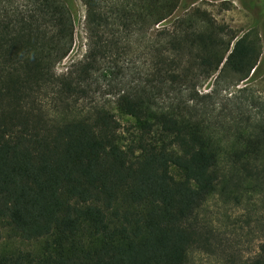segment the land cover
Listing matches in <instances>:
<instances>
[{"label":"trees","instance_id":"trees-1","mask_svg":"<svg viewBox=\"0 0 264 264\" xmlns=\"http://www.w3.org/2000/svg\"><path fill=\"white\" fill-rule=\"evenodd\" d=\"M80 1L86 51L57 75L74 0H0V244L40 242L0 250V264H187L215 195L258 196L264 223V119L208 106L222 74L262 75L256 43L211 19L199 29L179 0ZM239 1L264 31V6ZM139 35L144 67L127 81ZM245 264H264V241Z\"/></svg>","mask_w":264,"mask_h":264},{"label":"rangeland","instance_id":"rangeland-1","mask_svg":"<svg viewBox=\"0 0 264 264\" xmlns=\"http://www.w3.org/2000/svg\"><path fill=\"white\" fill-rule=\"evenodd\" d=\"M74 2L76 6L74 43L67 58L56 66L57 75L65 73L67 67L72 62L80 60L86 51L85 7L80 0H74ZM187 4H190L189 7L183 11V5ZM177 6L176 15L185 16L193 11L197 12L192 20L199 29H204L206 20L211 19L217 25L223 26L226 34H233L234 41L248 35V39L254 41L258 47L259 60L264 58V31L260 26H253V15L243 8L239 0H179ZM154 29L171 30V25L167 21L160 26H155ZM229 35L227 40L230 38ZM139 38H141L140 48H138L140 52L133 50L134 54L126 64L129 68L127 73L125 72L127 81L137 78V73L144 67L145 57L141 52L146 44V37L139 35ZM232 43L230 50H232ZM215 78L216 76L199 86V93L208 94ZM107 90V93L113 94V89ZM214 91L208 106L216 109L213 112L215 116L219 115L227 120L237 115H241L243 119L247 117L264 119V110L260 106L264 103V69L262 75L253 81L242 80L240 75L226 72L221 75ZM102 93L97 94L99 103L112 108L113 97L104 94V91ZM220 107L224 108L221 113ZM236 107H240V112H237ZM197 222L205 233L208 244L193 249L187 264H245L257 254L261 242L264 241L261 200L258 196L243 197L239 203L218 195L212 196L199 210ZM39 246L40 242L11 240L4 235L0 250L35 251Z\"/></svg>","mask_w":264,"mask_h":264},{"label":"flooded vegetation","instance_id":"flooded-vegetation-1","mask_svg":"<svg viewBox=\"0 0 264 264\" xmlns=\"http://www.w3.org/2000/svg\"><path fill=\"white\" fill-rule=\"evenodd\" d=\"M258 5L264 6V0H258ZM263 18H264V15H256L254 17V20L260 23L263 20ZM257 25H259V24H257Z\"/></svg>","mask_w":264,"mask_h":264}]
</instances>
